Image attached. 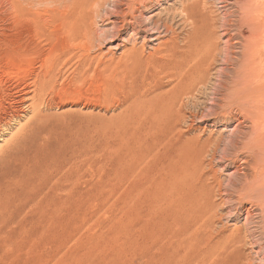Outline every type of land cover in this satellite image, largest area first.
<instances>
[{
    "label": "rangeland",
    "instance_id": "rangeland-1",
    "mask_svg": "<svg viewBox=\"0 0 264 264\" xmlns=\"http://www.w3.org/2000/svg\"><path fill=\"white\" fill-rule=\"evenodd\" d=\"M56 1L0 0V105L45 63L78 52L64 40L70 18ZM184 1L153 6L180 15ZM115 2L88 0L76 13L75 32L98 38L93 54L101 60L84 86L60 82L66 90L42 117L23 115V138L0 161V264H264V0L184 2L185 33L213 45L204 68L190 62L204 78L184 92L153 61L128 69L132 44L124 22L110 16ZM81 22L92 23L84 35ZM137 44L144 49L143 38ZM145 44L150 57L158 44ZM160 91L172 92L174 115L151 118L141 101ZM18 131L2 135L0 149Z\"/></svg>",
    "mask_w": 264,
    "mask_h": 264
},
{
    "label": "bare ground",
    "instance_id": "bare-ground-1",
    "mask_svg": "<svg viewBox=\"0 0 264 264\" xmlns=\"http://www.w3.org/2000/svg\"><path fill=\"white\" fill-rule=\"evenodd\" d=\"M88 0H57L56 2H58V4L56 3V5L60 6V10H62V13L65 15V17H69L70 20L66 21V24H68L67 28L64 30L68 31V35L66 37H64V35H62L64 37V40L66 42H68L67 44L70 46V48L75 47L77 48L78 52H73L72 51H68L64 54H62L60 57H58L56 60H53L51 63L48 64L47 63L46 66L43 68V73L36 75V77H34V79L32 80V82H30L27 85H24L23 88H12L11 90H9V94L8 96H10V101L8 102V105H0V138L2 137V135H5L6 132H12V130L14 129L15 125L18 127L19 126V131L16 134L12 135V139L10 142L6 143V146L4 148L0 149V161L9 153V151L11 150V148L13 146L16 145L17 141L19 140L20 137H22L21 135H23L26 131V126L27 125H21L22 123V119H23V115H29L31 114V119L30 120H35V119H39L40 117H42V115L44 114V108H53L54 105L56 104V96L57 94H60L61 92H64V90H66V88L64 86L58 87V84L61 82V84L63 83H67L69 86L71 87H80V86H84L87 81L89 80V77L91 76V73L93 72V68L95 63H98L100 60L98 57L94 56L93 52L94 50L97 48V44L95 45L97 39L91 37V35L89 34V37H84L85 40L80 39L77 35V32H75V30L77 31V29H75V25H77V21H76V13L80 12L82 10V6L84 4H86ZM92 1V0H91ZM96 1V0H95ZM124 1H126L128 9L127 11H120L121 7H123V3ZM157 0H116L115 4H117L115 6V12L113 11L112 13H110V16H115L119 19H121V21L124 22L121 23L123 26L124 31L126 32V34H128V39L127 42L132 44V49L128 50L125 52V56H126V65H128V69L130 71L135 70V68L141 64L144 65V62H147L148 64H150V61H153L152 64H156V67L158 66V68H160L161 70H167V77L171 78V80H175L176 83H178V85H180L181 87V92L184 89V86L186 87L187 84H196L200 79L202 80V78H204V74L203 71H199V73L196 75V73L198 71H193L190 72L189 70V64L190 62H194L191 63L194 66L196 65L199 70H201V68H204V63H205V58H204V52L208 51L209 53H211V51L213 50V45H211V43L209 42V40H206L204 38V40H200V41H196L194 38H192V36H189L188 34H186V28L189 22V19L191 18V15L189 14V9L188 7L185 5L186 3L182 2L180 5L182 6V9L180 10L181 13H179L180 15L177 14V12H175L174 9H158V6H153V3H155ZM183 1V0H182ZM101 3V2H99ZM103 3V2H102ZM160 3V2H157ZM190 3V2H189ZM95 4V3H94ZM124 3V6L126 5ZM93 5V4H91ZM97 5V4H96ZM89 6V5H88ZM108 6V5H107ZM190 6V5H189ZM171 7V6H170ZM180 8V7H179ZM85 9V8H84ZM96 9V8H95ZM98 9V8H97ZM105 9V8H104ZM114 9V8H113ZM178 9V8H177ZM58 8V11H60ZM90 11V10H89ZM96 11V10H95ZM98 11V10H97ZM100 11V10H99ZM179 12V11H178ZM87 13V12H86ZM94 13V12H93ZM61 14V13H60ZM62 14V16H63ZM88 14V13H87ZM92 14V12H90V15ZM85 15V13H84ZM83 15V17H84ZM94 15V14H93ZM95 16V15H94ZM93 16V17H94ZM109 16V15H108ZM64 17V16H63ZM82 17V18H83ZM87 17L89 18V15H87ZM180 17V22L181 23V30L178 31L174 26V21L177 20L176 18ZM87 18V19H88ZM67 19V18H66ZM86 19V20H87ZM92 19V18H91ZM85 20V19H84ZM89 20V19H88ZM63 22V20H61ZM91 21V20H90ZM93 21V19H92ZM130 21V22H128ZM96 22V21H93ZM111 22V21H110ZM113 22H115L113 20ZM112 22V23H113ZM80 23V22H79ZM78 23V24H79ZM86 23V22H85ZM91 23V22H90ZM177 23V22H176ZM178 23V24H179ZM191 23V22H190ZM81 24H83L81 22ZM89 24V23H88ZM97 24V23H96ZM115 24V23H114ZM112 24V25H114ZM87 25V23H86ZM85 24L83 25H78L79 27L84 26V29L87 30L86 28L90 25H88L87 27ZM92 26V23H91ZM90 26V27H91ZM93 27L95 29L96 26ZM113 26H111L112 28ZM118 27V26H117ZM191 27V26H190ZM193 27V26H192ZM197 27V26H196ZM92 28V27H91ZM88 28V31H93L92 29ZM84 29H83V35H84ZM113 29V28H112ZM116 29V28H115ZM213 29V28H212ZM64 30L63 33L65 32ZM79 30V28H78ZM82 31V30H81ZM97 32V30H94ZM112 31V30H111ZM110 31V32H111ZM213 31V30H212ZM67 33V32H66ZM82 33V32H81ZM88 33V32H86ZM95 32H93L94 35ZM113 33V31L111 32ZM121 33V31H115L114 36H118ZM87 36V34H85ZM94 37H97L96 35H94ZM110 38V36H108ZM170 37V39H168V41L162 42V40H164V38H168ZM231 37V36H230ZM101 38V35H100ZM144 40V44H143V50L138 49V44L137 41L142 39ZM235 39V38H234ZM110 40V39H109ZM108 40V41H109ZM152 42H157V46L156 49L154 48L155 52L150 54V57H146L144 56V50H145V43H149L150 41ZM107 41V40H106ZM200 42V43H198ZM104 43V40H103ZM103 43L101 42L99 46H102ZM236 44V43H235ZM232 47V46H231ZM229 48V47H228ZM226 50V49H225ZM222 51V50H221ZM218 53V52H217ZM219 54V53H218ZM233 55V54H232ZM252 55V54H251ZM124 56V58H125ZM257 57V56H255ZM168 61H167V60ZM164 60H166L167 62H165ZM216 62V61H215ZM222 62V61H221ZM228 63V62H227ZM231 64V63H230ZM236 64V63H235ZM229 65V64H228ZM235 66V65H234ZM215 67V66H213ZM157 68V69H158ZM195 68V67H194ZM193 68V69H194ZM226 68V67H225ZM231 68V67H230ZM229 68V69H230ZM235 68V67H234ZM99 69L102 73V75H99L101 78L104 79V70L105 68L99 66ZM142 69V68H141ZM155 69V68H153ZM210 69V68H208ZM223 69V68H222ZM68 70H71L72 73L67 77L66 74L68 72ZM139 70V69H138ZM160 70V71H161ZM162 70V71H163ZM204 70V69H203ZM238 70V69H236ZM156 71V70H155ZM159 71V70H157ZM192 71V70H191ZM210 71V70H209ZM214 71V70H213ZM223 71V70H222ZM140 73V72H138ZM136 72V76L138 77L139 74ZM157 73V72H155ZM164 73V71H163ZM218 73V72H217ZM157 74H160L157 73ZM225 74V72H224ZM229 75V73H227ZM237 74V73H236ZM250 74V73H249ZM156 75V74H155ZM223 75V73H222ZM165 76V75H164ZM219 77V76H218ZM230 77V76H229ZM210 78V77H209ZM216 79V78H215ZM251 79V78H250ZM153 80V78H152ZM219 80V79H218ZM258 80V79H257ZM125 81V80H124ZM18 82V81H17ZM208 82V81H207ZM218 82V81H217ZM247 83V82H245ZM60 84V85H61ZM233 84V83H232ZM17 86H19L17 84ZM22 86V85H21ZM20 86V87H21ZM176 86V85H175ZM218 86V84H217ZM222 87V86H221ZM65 88V89H64ZM224 88V87H223ZM235 88V87H233ZM199 89V88H198ZM225 89V88H224ZM215 90V89H214ZM159 91V90H158ZM161 92V91H160ZM159 92V93H160ZM163 92V91H162ZM152 93V96L147 98H143L141 101V105H146L149 104L154 110V114L152 113L153 111H151L152 115L149 114L147 116L151 115V118H155L156 117H169L174 115L173 112V103L172 102V92L171 93ZM199 92V91H198ZM176 92L174 91L173 94H175ZM251 95V94H250ZM128 96L130 97H138L139 95H133L131 92L128 93ZM214 96V93H213ZM130 97V98H131ZM142 97V96H141ZM181 97V96H180ZM217 98V97H216ZM129 99V98H128ZM183 98H181L182 101ZM219 99V98H218ZM187 101V100H186ZM136 102V101H135ZM185 102V101H184ZM181 103V102H180ZM57 105V104H56ZM59 105V104H58ZM61 105V104H60ZM223 105V104H222ZM246 105V104H245ZM64 106V105H63ZM25 108H27V110H25ZM140 110V109H139ZM150 112V111H149ZM46 113V112H45ZM141 114V113H140ZM146 116V117H147ZM29 120V121H30ZM157 120V118L155 119V121ZM159 120V119H158ZM31 122V121H30ZM261 122V121H260ZM258 128V127H257ZM245 130V129H244ZM235 132V131H234ZM258 133V132H257ZM225 135V134H224ZM245 136V135H244ZM233 137V136H232ZM23 138V137H22ZM162 138V137H161ZM244 138V137H243ZM167 139V138H165ZM157 141V140H156ZM205 141V140H204ZM261 141V140H260ZM259 141V142H260ZM263 141V140H262ZM158 142V141H157ZM170 142V141H169ZM155 143V142H154ZM175 143V142H174ZM187 143V142H186ZM238 143V142H237ZM18 144V143H17ZM170 145V144H169ZM250 145V144H249ZM171 147L173 145H170ZM169 146V147H170ZM157 147V145H156ZM160 148V147H159ZM187 149V148H185ZM170 150V149H169ZM160 151V149H159ZM162 151V150H161ZM264 151V150H262ZM10 154V153H9ZM159 153H157L158 155ZM161 155H158V157H160ZM174 156V155H173ZM180 157V156H179ZM217 157V156H216ZM155 158V157H154ZM157 159V158H156ZM174 159V158H172ZM155 161V159H153ZM159 160V159H158ZM178 161H180L179 159H177ZM153 161V162H154ZM167 162V161H166ZM176 162V161H175ZM163 163V162H162ZM181 164V163H180ZM173 165V164H172ZM175 165V164H174ZM188 165V164H187ZM1 166V165H0ZM164 166V165H162ZM183 166V165H182ZM176 166H174L175 168ZM183 168V167H182ZM174 170V169H172ZM178 170V169H177ZM259 170V169H258ZM180 170H178L177 172H179ZM165 172V171H163ZM175 172V171H173ZM177 174V173H176ZM175 174V176H176ZM250 174V173H249ZM183 176V175H182ZM217 176V175H216ZM186 177V176H185ZM184 177V179H185ZM188 177V176H187ZM173 179V178H172ZM171 179V180H172ZM175 179V177H174ZM192 179V177H191ZM261 179V178H260ZM180 183H182L180 181V179H178ZM177 180V181H178ZM223 180V179H222ZM168 182V181H167ZM167 182L165 185H167ZM178 182V183H179ZM156 183V182H155ZM173 183V182H172ZM161 184V183H160ZM159 184V185H160ZM158 185V186H159ZM169 185V184H168ZM193 185V184H192ZM163 186V187H164ZM161 187V186H160ZM169 187V186H168ZM173 187V186H172ZM184 186H182L183 188ZM185 188V187H184ZM187 188V187H186ZM174 189V188H173ZM178 189V188H177ZM197 189V188H196ZM63 190V189H62ZM164 190V189H163ZM167 189H165L166 191ZM172 190V189H171ZM171 190L169 191V193L171 192ZM176 190V189H175ZM194 190V189H192ZM180 191V190H179ZM62 192V191H61ZM168 192V190H167ZM176 192V191H175ZM166 193V192H165ZM173 193V192H172ZM179 193V192H178ZM176 193V194H178ZM183 194V192H181ZM199 194V193H198ZM167 195V194H166ZM184 195V194H183ZM181 195V196H183ZM197 195V194H194ZM164 196V195H163ZM162 196V197H163ZM180 196V198H181ZM193 197V196H192ZM196 197V196H195ZM201 197V196H200ZM200 197L198 199V201L200 200ZM49 198V197H48ZM169 198V196H168ZM223 198V197H222ZM172 199V198H171ZM176 199V198H175ZM191 199V198H190ZM40 200V199H38ZM51 200V199H50ZM54 200V199H53ZM186 200V199H185ZM43 201V200H42ZM41 201V202H42ZM56 201V200H55ZM173 202L175 203V201L173 200ZM172 202V204H173ZM177 202V201H176ZM181 202V200H180ZM179 202V203H180ZM188 202V201H186ZM200 202V201H199ZM54 203V202H52ZM224 203V202H223ZM182 204V202H181ZM190 204V203H189ZM225 204V203H224ZM39 205V204H38ZM175 205V204H174ZM180 205V204H179ZM195 205V204H194ZM243 205V204H242ZM173 206V205H172ZM188 206V205H187ZM186 206V207H187ZM179 207V206H178ZM184 207V206H183ZM185 207V209H186ZM188 207H191L188 206ZM195 207V206H194ZM35 208V207H34ZM239 208V207H238ZM174 209V208H172ZM182 209V208H180ZM189 209V208H188ZM177 209L174 210V212H176ZM192 210V209H191ZM237 210V209H236ZM180 211V210H179ZM184 211V209H183ZM186 212L189 210H185ZM30 212V211H29ZM170 212V211H169ZM191 213V212H190ZM193 213V212H192ZM172 214V213H171ZM174 214V213H173ZM259 214V213H258ZM170 215V214H169ZM177 215V214H176ZM179 216L181 214H178ZM183 215V214H182ZM190 215V214H189ZM171 217V216H170ZM183 217H186L185 215ZM254 217V216H253ZM147 218V217H146ZM174 218V217H173ZM190 218V217H189ZM200 218V217H199ZM181 219V218H180ZM51 220V219H50ZM170 220V219H169ZM175 220V219H173ZM182 220H184L182 218ZM172 221V220H171ZM193 221V220H192ZM47 222V221H46ZM45 222V223H46ZM183 222V221H181ZM49 223V222H48ZM172 223V222H171ZM202 223V222H201ZM205 223V222H204ZM44 224V223H43ZM180 224V222L178 223ZM184 224V222H183ZM182 224V225H183ZM189 224V223H188ZM191 224V223H190ZM192 224H194L192 222ZM191 224V225H192ZM197 224V222L195 223V225ZM173 225V224H170ZM185 225V224H184ZM187 225V224H186ZM199 225V224H198ZM202 225V224H200ZM199 225V227H200ZM170 227V226H169ZM173 227V226H172ZM183 227V226H182ZM186 227V226H185ZM184 227V228H185ZM176 228V226H175ZM174 228V229H175ZM178 228V227H177ZM189 228V226H188ZM187 228V230H188ZM245 228V227H244ZM183 230V229H182ZM186 230V229H185ZM194 230L197 231V229L194 228ZM171 231V230H170ZM181 231V230H180ZM193 231V228H192ZM199 231V230H198ZM197 231V232H198ZM201 231V230H200ZM245 231V230H244ZM243 231V232H244ZM178 232V231H177ZM187 232V231H186ZM209 231H207L208 233ZM212 231L209 232V234ZM195 233V232H194ZM193 233V234H194ZM183 234V232H182ZM190 234V232H189ZM192 234V233H191ZM190 234V235H191ZM197 234V233H196ZM200 234V233H199ZM180 235V234H179ZM188 235V232H187ZM185 235V237L187 236ZM211 235H214V231L212 232ZM210 235V236H211ZM182 236V235H181ZM184 236V235H183ZM195 235H193V239L196 237H194ZM209 236V235H208ZM207 236V237H208ZM244 236V235H243ZM206 237V236H204ZM213 237V236H212ZM181 238V237H180ZM188 238H190L188 236ZM191 238V239H192ZM179 239V238H178ZM184 239V237H183ZM182 242H185L183 241ZM187 239V237L185 238ZM191 239H187L188 242L191 243ZM192 239V243L193 240ZM197 239V238H195ZM207 239V238H206ZM213 239V238H212ZM180 240V239H179ZM199 240V239H198ZM201 240V239H200ZM205 240V239H204ZM202 241V240H201ZM207 241V240H206ZM205 241V242H206ZM246 241V240H245ZM215 242V241H212ZM181 243V241H180ZM189 243V244H190ZM199 243V242H198ZM201 243V242H200ZM199 243V244H200ZM208 243V242H207ZM188 244V243H187ZM188 244V245H189ZM194 244V243H193ZM192 244V245H193ZM182 245V244H181ZM202 245V243H201ZM179 248V245H177ZM187 246V245H186ZM183 247V246H182ZM181 247V249H182ZM210 247V246H209ZM189 248V246L187 247V249ZM193 248V246L191 247ZM204 248V246H203ZM218 248V247H217ZM179 249L180 251H183ZM214 249V248H213ZM221 249V248H219ZM208 250V249H207ZM217 250V249H216ZM190 251V249H189ZM209 251V250H208ZM222 251V250H220ZM184 252V251H183ZM188 252V251H186ZM194 252V251H193ZM185 253V252H184ZM192 253V252H190ZM222 253V252H221ZM186 254V253H185ZM184 254V255H185ZM223 254V253H222ZM187 255V254H186ZM210 255V254H209ZM187 257H190L187 255ZM219 258V257H218ZM213 259V258H212ZM218 260V259H217ZM207 261V260H206ZM216 261V260H215ZM214 261V262H215ZM220 263H223L220 261ZM216 264V263H215ZM218 264V262H217Z\"/></svg>",
    "mask_w": 264,
    "mask_h": 264
}]
</instances>
